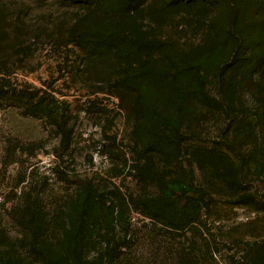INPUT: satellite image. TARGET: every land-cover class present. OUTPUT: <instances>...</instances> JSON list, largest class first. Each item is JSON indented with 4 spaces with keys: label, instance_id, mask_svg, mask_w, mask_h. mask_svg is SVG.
<instances>
[{
    "label": "rangeland",
    "instance_id": "1",
    "mask_svg": "<svg viewBox=\"0 0 264 264\" xmlns=\"http://www.w3.org/2000/svg\"><path fill=\"white\" fill-rule=\"evenodd\" d=\"M75 253L264 264V0H0V264Z\"/></svg>",
    "mask_w": 264,
    "mask_h": 264
},
{
    "label": "trees",
    "instance_id": "2",
    "mask_svg": "<svg viewBox=\"0 0 264 264\" xmlns=\"http://www.w3.org/2000/svg\"><path fill=\"white\" fill-rule=\"evenodd\" d=\"M89 192H87L81 202V213L79 216V222H78V226H82V223L84 221V215L88 212L89 210ZM174 208H177V203H175V205L173 206ZM190 210H186V208H184L183 211L179 212L178 215H173V216H167L164 215V219L163 222H161L162 225L166 226L167 228L170 229H179L181 228L185 222L186 219L191 217L192 215L190 214ZM176 255V261H190V259H188L187 257L184 256V254H182V249H178ZM75 256L77 257V259L79 260L78 263L82 264V262L80 261V256L75 253Z\"/></svg>",
    "mask_w": 264,
    "mask_h": 264
}]
</instances>
